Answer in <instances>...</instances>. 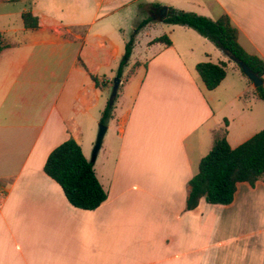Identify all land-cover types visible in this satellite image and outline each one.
<instances>
[{"label": "crops", "instance_id": "0c3cea01", "mask_svg": "<svg viewBox=\"0 0 264 264\" xmlns=\"http://www.w3.org/2000/svg\"><path fill=\"white\" fill-rule=\"evenodd\" d=\"M162 6L227 15L264 61V0H0V264H264V179L237 183L229 204L185 208L214 137L225 130L236 147L264 128L262 99L214 43L158 21ZM132 35L105 124L104 182L96 175L107 197L79 209L43 165L70 137L83 152ZM201 61L226 64L212 90Z\"/></svg>", "mask_w": 264, "mask_h": 264}, {"label": "trees", "instance_id": "16d2710c", "mask_svg": "<svg viewBox=\"0 0 264 264\" xmlns=\"http://www.w3.org/2000/svg\"><path fill=\"white\" fill-rule=\"evenodd\" d=\"M22 20L26 28L37 27V18L30 12H24ZM148 20L141 21L136 30ZM163 21L194 29L217 47L221 46L229 55L241 59L264 80V61L242 48L238 42V31L227 15L223 14L213 20L194 12L169 8ZM153 41L171 44L166 36L157 37ZM133 42L134 35L125 44L124 56L116 77L121 76L122 66L130 56ZM4 46L0 35V51ZM225 66L223 61H201L196 64L195 69L206 89L212 90L224 79ZM256 92L264 101V84L256 87ZM111 109L112 106L107 103L99 123L106 124ZM43 171L61 187L68 202L76 208L94 210L107 197L96 177L93 162L86 159L80 145L72 137L51 150L43 165ZM258 179H264V128L236 147L228 144L224 130L214 137L211 149L201 158L197 173L190 179L185 208H196L200 200L210 204H229L233 200L237 183L247 182L254 185Z\"/></svg>", "mask_w": 264, "mask_h": 264}, {"label": "water", "instance_id": "95a60500", "mask_svg": "<svg viewBox=\"0 0 264 264\" xmlns=\"http://www.w3.org/2000/svg\"><path fill=\"white\" fill-rule=\"evenodd\" d=\"M168 8L166 6H162L157 10V14H156V19L158 21H162L164 20V18L167 16L168 14ZM219 49L228 57V59H230L233 63H235L242 71V73L247 77L248 80H250L253 84L254 87H258L263 85V80L253 71H251L248 66L239 58L233 56V55H229L226 50H224L221 46L219 47ZM119 82H120V78L115 77L113 79V85H112V89H111V94L110 97L108 99V104L109 106L113 105L114 99L116 97L117 94V89L119 86ZM107 126L105 124L100 123L98 125V131H97V135H96V139H95V143L93 146V150H92V157H91V161H94L101 145H102V140L104 137V134L106 132Z\"/></svg>", "mask_w": 264, "mask_h": 264}, {"label": "rangeland", "instance_id": "374dc122", "mask_svg": "<svg viewBox=\"0 0 264 264\" xmlns=\"http://www.w3.org/2000/svg\"><path fill=\"white\" fill-rule=\"evenodd\" d=\"M215 45V44H214ZM227 61H229V63H231V65L235 66V63H233L232 61H230L229 59H227ZM236 67V66H235ZM237 68V67H236ZM238 69V68H237ZM240 72L242 73V71L240 70ZM244 75V74H242ZM243 77H245L246 81H248V83L251 81L247 79V77L244 75ZM111 94V89H109L108 91H106L105 96L107 98V103H108V99L110 97ZM116 105V104H115ZM259 105V108L261 107V111H264V101L263 100H255L254 102V109H256V106ZM100 123H96L93 125V129L91 131V134H85L82 138V147H83V153L85 154V157L88 161H91V157H92V150H93V146L95 143V139H96V135H97V131H98V125ZM103 148L99 149L94 161H93V168L96 172L97 177L99 178V180H102V182H104V154H103V149H104V142H103ZM236 234L239 235V232H237Z\"/></svg>", "mask_w": 264, "mask_h": 264}]
</instances>
